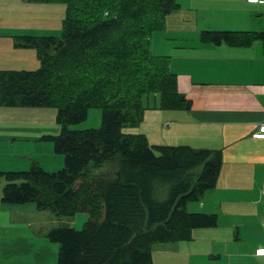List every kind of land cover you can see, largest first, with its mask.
<instances>
[{"label":"trees","instance_id":"obj_1","mask_svg":"<svg viewBox=\"0 0 264 264\" xmlns=\"http://www.w3.org/2000/svg\"><path fill=\"white\" fill-rule=\"evenodd\" d=\"M41 1L65 4L61 36L16 40L36 49L40 67L0 70V106L56 107L61 132L41 139L64 156V164L55 171L37 162L27 170H0L6 177L1 199L34 203L38 210L59 215L88 213L80 229L57 226L47 232L59 245L53 264H151L155 243L189 239L193 228L217 222L215 214L187 212L185 204L215 185L220 150L151 145L143 133L121 130L139 124L149 93L158 96L159 109L186 107L169 57L151 50L152 33L164 29L166 15L178 4ZM238 34L204 30L201 39L230 43ZM90 107L101 109L100 126L69 129L86 118Z\"/></svg>","mask_w":264,"mask_h":264},{"label":"crops","instance_id":"obj_2","mask_svg":"<svg viewBox=\"0 0 264 264\" xmlns=\"http://www.w3.org/2000/svg\"><path fill=\"white\" fill-rule=\"evenodd\" d=\"M175 1L178 6L166 15L164 29L151 35V50L169 57L177 90L187 104L161 110L157 102L143 111L137 126L151 145L221 151L215 185L185 204L187 212L215 214L217 222L193 228L189 239L155 243L151 264H264V137L255 136L264 122V2ZM52 7L37 0H0V70H23L38 63L36 50L15 43L23 35H43ZM204 30L241 34L230 43H213L201 39ZM19 108L30 107L0 106L2 169H22L6 167L21 161L14 152L18 142L39 143L29 129L36 114ZM148 117L153 118L152 128ZM39 147L49 148L42 143ZM30 150L38 155L32 153L34 162L47 171L63 165L62 155L41 162L38 151ZM1 190L0 264H48V231L34 235L31 228L40 226L35 216L42 211L30 202H3Z\"/></svg>","mask_w":264,"mask_h":264},{"label":"rangeland","instance_id":"obj_3","mask_svg":"<svg viewBox=\"0 0 264 264\" xmlns=\"http://www.w3.org/2000/svg\"><path fill=\"white\" fill-rule=\"evenodd\" d=\"M40 3H46L47 5H53L52 8L47 10V17H48V23L49 27L45 30L44 34L41 36H54V37H60L62 32V17L64 16V10H65V4L61 2L56 1H41ZM57 8V9H56ZM42 13V11H40ZM33 48V47H32ZM33 50H36L33 48ZM37 52V51H36ZM36 58L38 59L37 53ZM38 63L35 65L29 64L31 67L23 69V70H38L40 67L39 59L37 61ZM158 96L156 94L149 93L144 96L143 98V107L144 110H152L155 103L158 102ZM26 109V110H24ZM32 109V110H29ZM19 111H27L26 113H35L36 115L33 116L34 118V125H30L29 127L30 131L35 135V140H38L39 143L36 144V146L32 145H26L24 143H17L18 145L16 148H14L15 157L21 158L19 162H15L13 165H6V167H15L16 168H22L21 170H27L29 167L33 164L35 157L32 155L33 150H37L38 154L40 155L38 158L41 162H46V160H50L54 155H61V154H54L53 152V145L50 141L42 140L41 137L43 135H55L59 134L61 132V124L57 122L56 115H57V109L54 106H48V107H30V108H19ZM166 110V109H161ZM141 121V120H140ZM146 122L148 127L152 128L153 126V118H146ZM142 123V122H141ZM141 123L139 125H141ZM101 124V109L98 107H90L87 111V116L83 121H80L79 123L70 124L68 125L69 129L73 130H81L86 128H98ZM138 125V126H139ZM137 125H130L125 124V126L122 127V132L124 134H130L135 135L139 134L140 129ZM161 126L165 127L164 124H161ZM163 132L167 129L162 128ZM148 135L150 138H153V133H151V130H147ZM43 141V142H40ZM40 143L43 145H48L47 148H41ZM35 154V153H33ZM35 156H38L35 154ZM44 159H42V158ZM63 158L64 162V156H61ZM46 159V160H45ZM27 160H33L31 164H25ZM64 164V163H63ZM55 166V165H54ZM63 167V165L61 166ZM60 167V168H61ZM43 168V167H42ZM59 168V169H60ZM0 170L2 171H21L20 169L17 170H11V169H2L0 167ZM58 170V169H57ZM197 171L200 170V167L196 168ZM192 177H196V174H193ZM6 183V177L4 175L0 176V188L2 189L3 185ZM195 201V200H194ZM36 217V218H35ZM34 218L38 221H40V226H37L35 224L32 225V233L34 235H37L39 232L47 230L49 231L51 228L57 227V226H70L74 227L76 229L82 228L84 222L88 219V213L85 211H77L73 215H59L56 214L53 211L49 210H42L41 213H38ZM48 239V238H47ZM49 240V239H48ZM49 244V256L47 255L48 264H53L57 262V251L59 248L58 243L48 241Z\"/></svg>","mask_w":264,"mask_h":264},{"label":"built area","instance_id":"obj_4","mask_svg":"<svg viewBox=\"0 0 264 264\" xmlns=\"http://www.w3.org/2000/svg\"><path fill=\"white\" fill-rule=\"evenodd\" d=\"M258 1L264 2V0H258ZM255 136L264 137V122L261 123V125H259L258 132L255 134ZM263 253H264V250H263Z\"/></svg>","mask_w":264,"mask_h":264},{"label":"bare ground","instance_id":"obj_5","mask_svg":"<svg viewBox=\"0 0 264 264\" xmlns=\"http://www.w3.org/2000/svg\"><path fill=\"white\" fill-rule=\"evenodd\" d=\"M257 132H258V131H257ZM257 132H256V133H257ZM256 137H259V136H256Z\"/></svg>","mask_w":264,"mask_h":264}]
</instances>
